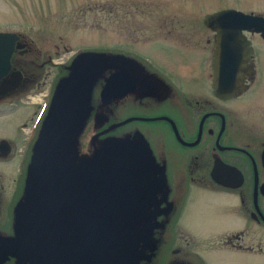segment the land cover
<instances>
[{"label": "flooded vegetation", "instance_id": "af4514ba", "mask_svg": "<svg viewBox=\"0 0 264 264\" xmlns=\"http://www.w3.org/2000/svg\"><path fill=\"white\" fill-rule=\"evenodd\" d=\"M153 23L141 51L83 48L64 60L0 31L12 35L0 77V264H63L67 244L51 239L64 231L71 178L106 146L132 151L108 264H207V250L229 249L251 264L264 258V38L242 32L252 52L217 97L215 33L204 26L203 44L195 25ZM195 190L220 195L233 228L215 240L192 235L191 246L179 219Z\"/></svg>", "mask_w": 264, "mask_h": 264}, {"label": "rangeland", "instance_id": "374dc122", "mask_svg": "<svg viewBox=\"0 0 264 264\" xmlns=\"http://www.w3.org/2000/svg\"><path fill=\"white\" fill-rule=\"evenodd\" d=\"M226 9L264 16V0H0V31L15 29L40 51H59V59L64 60L83 48L141 51L149 36L144 30L155 25L154 21L195 25L197 42L204 44L211 36L203 25L205 16ZM203 44H195V59L202 56ZM211 57V52L205 55L207 60ZM33 111L34 107L28 109L25 118L19 119L22 124H27ZM23 135L24 130L19 133L20 140ZM2 166L10 179L15 177L11 164ZM193 194L179 219L191 246L192 235L199 242L232 231L233 225L222 215L224 199L220 195L209 190H195ZM206 255L207 264H251L230 249L207 250ZM256 264H264V258Z\"/></svg>", "mask_w": 264, "mask_h": 264}, {"label": "water", "instance_id": "95a60500", "mask_svg": "<svg viewBox=\"0 0 264 264\" xmlns=\"http://www.w3.org/2000/svg\"><path fill=\"white\" fill-rule=\"evenodd\" d=\"M203 24L216 35L212 68L214 94L222 96L224 74L232 70L252 52L243 31H253L264 38V17L245 14L233 9L206 15ZM12 35L0 33V77L8 68ZM110 76L102 89V100H109L113 91ZM124 92L117 95L120 97ZM132 151L106 146L95 153L91 163L84 164L72 176L67 213L63 219V233L53 237L67 244L63 264H108L112 253L119 249V215L117 208L128 185ZM215 172V171H214ZM219 184L221 180L214 174Z\"/></svg>", "mask_w": 264, "mask_h": 264}]
</instances>
